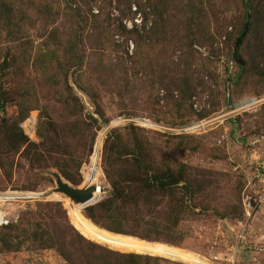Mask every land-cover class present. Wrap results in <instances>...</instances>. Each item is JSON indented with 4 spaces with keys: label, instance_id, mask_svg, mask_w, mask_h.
I'll return each instance as SVG.
<instances>
[{
    "label": "rangeland",
    "instance_id": "rangeland-1",
    "mask_svg": "<svg viewBox=\"0 0 264 264\" xmlns=\"http://www.w3.org/2000/svg\"><path fill=\"white\" fill-rule=\"evenodd\" d=\"M17 2L12 29L0 24V66L11 64L0 70V126L22 128L41 152L42 108L21 121L20 105H46L55 116L63 110L56 87L60 84L62 92L68 83L82 112L73 118L68 112L78 124L71 134L85 138L86 145L95 140L90 156L82 154L85 162L75 175L80 184L62 176L84 187L85 164L97 147L105 193L98 202L73 208L68 197L54 191L55 160L44 153L49 167L32 169L26 146H20L12 168L0 169V195L36 197H0V213L9 225L33 219L73 251L80 245L63 234L72 226L115 253L151 256L141 264H264V0H193L196 10L188 13L187 1L176 0L167 38L139 50L122 32V24L131 29L141 23L140 14H128L136 9L134 0ZM192 14L196 26L187 23ZM248 16L249 35L237 47ZM70 39L77 56L71 67L61 46ZM57 59L66 66L59 67ZM114 132L132 146L143 143L148 175L183 167L189 181H182L175 194L155 190L150 202L121 204L128 220L148 221L137 228L139 235L109 231L87 217V207L114 192L104 163L105 144ZM122 152L114 167L132 179L134 158ZM127 185H121L126 193ZM177 200L183 208L176 228L180 235L173 236L166 215ZM0 264L70 263L57 249L27 241L18 249L0 250Z\"/></svg>",
    "mask_w": 264,
    "mask_h": 264
},
{
    "label": "trees",
    "instance_id": "trees-1",
    "mask_svg": "<svg viewBox=\"0 0 264 264\" xmlns=\"http://www.w3.org/2000/svg\"><path fill=\"white\" fill-rule=\"evenodd\" d=\"M17 1L18 0H0V24H5V28L7 29H12L14 25L13 20L18 18ZM182 1L183 0H181V2ZM186 1L188 9H185V11L187 13L191 11L195 12L196 7L192 4L193 0ZM175 2L176 0H134L136 9L133 11L131 7V13L128 14L131 15V17L140 14L142 19L141 23H134L131 29H128L126 25L122 24V32L133 39L136 44V49L139 50V47L144 43L148 45V43L151 42L156 43L159 38L164 40L167 38V19L169 17V12H172L171 7L176 4ZM249 10H251V6ZM103 16L104 13L100 15L99 19H102ZM247 18L249 21V28L241 44H243L249 35L251 22L249 16ZM187 23L191 26H196L195 16L193 14L190 15ZM100 25H102V23ZM245 30L246 25L243 31L245 32ZM8 32L10 33L11 31L8 30ZM244 32L241 33L238 39L243 36ZM61 46L65 47L63 50L65 54H63V56L69 63V66H75L74 61L77 56L74 42H71L70 39L66 44L62 42ZM57 61L59 67L64 68V66H66L65 64L63 65L62 62H59L58 59ZM9 67H11V64L8 61H4L0 66V70ZM48 67H52V64L49 62ZM61 87L62 86L58 84L56 89H60L61 97L58 102H60L61 109L63 108V110H59L55 116L48 113V107L46 105H42L41 107L40 105H31V107H28L29 105L27 104L20 105V113L22 115L21 121L28 117L30 110L42 108L43 112H41L40 122L41 128L45 131L40 133V136L43 138L41 152L38 151L39 144L30 143L22 128L18 126L15 127L13 124H8L7 122L0 126L1 170L5 172L10 170L14 163V155L20 151L19 147L26 146L25 151L26 154L30 156L28 160L30 161L32 169L46 170V168L49 167L48 160L46 161V157L44 158L43 155L47 153L51 159L55 160L51 165L53 169H57L61 175L70 180L74 185L80 184V181L75 179V175L79 174L81 166L85 162L82 154L91 151L95 136H93L89 144L86 145L87 141L85 138L77 134H71L72 130L74 131L78 128V124L77 120L73 121V119H68V112L71 118L82 112H80L77 107L76 97L70 92L72 89L68 83L64 85V87L68 89L63 88L64 90L62 89L61 92ZM59 119L61 120L60 123L58 121ZM81 147L82 149H80ZM122 151L128 152L127 155L134 158V161L131 163L136 167L137 176L132 179L127 178L128 175L124 176L121 171L117 172L114 167L116 157L122 158L125 155ZM145 153L142 142H136L135 145L132 146L121 133L114 132L112 137L108 138L104 149V163L107 177L114 187V192L109 199L87 207V217L109 231L139 235L137 228L143 224L148 225V221L141 223L139 220H128L127 212L123 211V206L138 200L150 202V200L153 199V194H151V192L155 190L169 192L171 195L175 194L176 188L182 181L189 182L185 177L183 167H181L177 173L167 168L162 173L148 175L150 168L148 169L147 159L144 156ZM124 182L129 184L127 185L128 193H126L125 190H121V185ZM132 183L135 185H131ZM184 186L188 188V190L190 189L188 183ZM148 191L150 192L148 193ZM148 196L150 199H148ZM176 202V205H174V202L169 205L170 212L166 215V217H168L167 222L170 224L168 229L171 232L173 231V236L178 234L176 228L179 223L181 209L183 208L181 200H177ZM32 216L35 217V215ZM34 221L35 220L31 219L29 221H22L18 225H14V223L9 226L0 227V250L12 251L20 248L25 242L32 241L39 244L42 248L57 249L70 264H141L147 263L152 259L151 256L136 253H115L112 250L86 240L72 226H70L71 230L69 228L64 229L65 231H63V234L68 235L71 244L77 243L80 247L71 251V249L68 250L65 246L64 240L51 232H47L41 223ZM179 235L180 232L177 236ZM167 241L174 242L169 239H167ZM82 242H84V244ZM82 247L87 250L85 252H78Z\"/></svg>",
    "mask_w": 264,
    "mask_h": 264
},
{
    "label": "water",
    "instance_id": "water-1",
    "mask_svg": "<svg viewBox=\"0 0 264 264\" xmlns=\"http://www.w3.org/2000/svg\"><path fill=\"white\" fill-rule=\"evenodd\" d=\"M248 28H249V21L246 24V30L243 36L240 37L237 41V47L240 46L244 35L248 31ZM236 60L244 64V61L240 57L236 56ZM51 174L55 178V181H56V187L54 191L56 193L64 194L66 197H68L71 200V203L73 205L85 206L87 204H90V202L94 200L95 193L97 191L96 185L77 187V186H74L69 181H67L58 171H54Z\"/></svg>",
    "mask_w": 264,
    "mask_h": 264
},
{
    "label": "built area",
    "instance_id": "built-area-1",
    "mask_svg": "<svg viewBox=\"0 0 264 264\" xmlns=\"http://www.w3.org/2000/svg\"><path fill=\"white\" fill-rule=\"evenodd\" d=\"M101 161H102L101 151L100 149L96 147L95 150L93 151V154L90 157V161L85 164V167H86L85 171L87 174L83 172L84 173L83 180L85 181L84 186L96 185L97 191L102 189V192L99 193L100 194L99 199H101L102 195L105 193V187L102 185L101 179L95 180V176L97 172L98 171L101 172L102 170ZM34 196L35 195H30V197H34ZM16 197H19V196H16ZM99 199L96 202H98ZM9 224H10L9 219H7L5 215L0 213V227L9 225Z\"/></svg>",
    "mask_w": 264,
    "mask_h": 264
},
{
    "label": "bare ground",
    "instance_id": "bare-ground-1",
    "mask_svg": "<svg viewBox=\"0 0 264 264\" xmlns=\"http://www.w3.org/2000/svg\"><path fill=\"white\" fill-rule=\"evenodd\" d=\"M101 144V143H100ZM101 177V172H97V174H96V176H95V180H99V178ZM100 192H102V189H100V190H98L97 192H96V194H95V198H94V200L92 201V202H96L99 198H100ZM30 195H33V194H30V193H15V194H4V195H0V197L1 198H14V197H16V196H19V197H28V196H30ZM36 197V196H35ZM97 199V200H96ZM68 200V199H67ZM92 202H90V203H92ZM94 202V203H95ZM71 205L73 206V208H80V207H82V206H75V205H73L72 203H71Z\"/></svg>",
    "mask_w": 264,
    "mask_h": 264
}]
</instances>
